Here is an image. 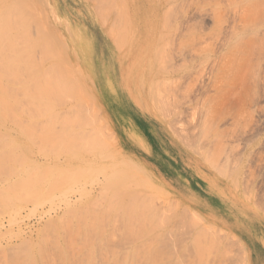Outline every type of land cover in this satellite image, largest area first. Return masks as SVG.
<instances>
[{
	"label": "rangeland",
	"instance_id": "1",
	"mask_svg": "<svg viewBox=\"0 0 264 264\" xmlns=\"http://www.w3.org/2000/svg\"><path fill=\"white\" fill-rule=\"evenodd\" d=\"M17 2L0 3L17 16L0 21V264H255L241 234L264 250V0ZM158 153L239 216L207 254L190 235L214 225L167 189Z\"/></svg>",
	"mask_w": 264,
	"mask_h": 264
},
{
	"label": "bare ground",
	"instance_id": "2",
	"mask_svg": "<svg viewBox=\"0 0 264 264\" xmlns=\"http://www.w3.org/2000/svg\"><path fill=\"white\" fill-rule=\"evenodd\" d=\"M8 1H12V0H0V3H5V2H8ZM15 1V0H14ZM17 1V0H16ZM27 2V1H26ZM18 3V2H17ZM19 3H21V0H19ZM16 4V7H18V6H20L21 4ZM9 4V3H8ZM10 4H12V2H10ZM2 5V4H1ZM15 5V4H14ZM14 5H13V7H11L10 5H9V7H7L6 9V12L10 9V10H12L13 11V8H14ZM8 6V5H7ZM23 8V7H22ZM21 8V10H23ZM19 10L20 8L18 7V8H16V10ZM5 11V10H4ZM4 11H2V13L4 12ZM24 11V10H23ZM9 13H11V11L9 12ZM4 14H5V12H4ZM4 14H3V18L2 19H4V21L0 18V21H1V24L4 22H6V26L8 27V23L7 22H9L10 23V20H11V23H13V22H15L13 19L14 18H17V16H12V15H10L9 14V17L8 16H4ZM17 14V13H16ZM24 14V13H23ZM2 15V14H1ZM6 15H8V12H7V14ZM15 15V14H14ZM18 15H20L19 13H18ZM25 15V14H24ZM8 17V19H9V21L6 19V18ZM10 17H12V19L10 18ZM21 17V16H20ZM24 17V16H23ZM6 20V21H5ZM12 20H13V22H12ZM20 21V18L19 19H17L16 20V22L17 21ZM18 21V22H19ZM22 21H23V19H22ZM20 23H22L21 21H20ZM1 24H0V26H1ZM14 24V23H13ZM19 24V23H18ZM23 24V23H22ZM5 25V24H4ZM4 25H3V27H4ZM19 25H21V24H19ZM18 25V26H19ZM4 27L5 29L3 30V33L5 32V30L6 31H8V29H10L11 27H9L8 29H7V27ZM9 26H11V25H9ZM13 26H14V28H16L17 27V25L15 26V25H12V28H11V30L13 29ZM20 27V26H19ZM18 29H16V31H13V34H16V33H19L18 31H17ZM23 30V29H22ZM14 32H16V33H14ZM23 32V31H22ZM0 34H2V32H0ZM9 34V33H8ZM11 34V33H10ZM9 34V35H10ZM13 34H11L12 35V37H13ZM23 34V33H22ZM3 35V34H2ZM4 35H5V33H4ZM118 35V34H117ZM116 35V36H117ZM6 36H7V34H6ZM6 36H4V37H6ZM15 36V35H14ZM17 36V35H16ZM21 36H23V35H21ZM19 38H21L20 36H18ZM120 37V36H119ZM3 38V37H2ZM0 39V41L2 40V42H3V44H5V47L7 46L6 45V43H5V41L7 42V41H9L8 39H11V38H8V36L6 37V38H8V39ZM15 38V37H14ZM24 38V37H23ZM27 39V38H26ZM48 39V38H47ZM46 39V41L48 42V40ZM5 40V41H4ZM12 40V39H11ZM10 40V41H11ZM14 40V39H13ZM50 40V39H49ZM118 40V39H117ZM11 42H13V41H11ZM10 42V43H11ZM26 42V41H25ZM47 42H45V43H47ZM52 42V41H51ZM20 43H24V42H21L20 41ZM45 43H43V45H42V48L44 47V44ZM41 44H42V42H41ZM11 45V44H10ZM9 45V46H10ZM15 48H16V46H15V44H12ZM23 45H25V44H23ZM33 45V44H32ZM47 45H48V43H47ZM52 45V44H51ZM27 47H28V45H26ZM1 47V46H0ZM8 47V46H7ZM7 47L5 48L6 49V54L9 52V49H7ZM11 47V46H10ZM20 47V46H19ZM24 47V46H23ZM32 47V46H31ZM53 47V46H52ZM9 48V47H8ZM13 48V47H12ZM51 48V47H50ZM19 49H21V48H19ZM18 49V50H19ZM46 49V48H45ZM49 49V48H48ZM4 49L2 48V51H3ZM7 50H8V52H7ZM12 50V49H11ZM17 50V51H18ZM50 50V49H49ZM53 50V49H52ZM14 51H15V49H14ZM20 51V50H19ZM23 51V50H22ZM21 51V52H22ZM47 51V50H46ZM53 51H55V50H53ZM4 52V51H3ZM2 52V53H3ZM4 52V53H5ZM11 52H13V51H11ZM11 52H9L10 54H11ZM16 52V51H15ZM47 52H49V53H51L50 51H47ZM4 53L2 54V56L4 55ZM8 53V54H9ZM26 53H27V51H26ZM28 53H29V51H28ZM44 53H45V51H44ZM7 54V55H8ZM22 55H23V53H21ZM16 55H17V53H16ZM15 55V56H16ZM14 56V55H13ZM13 56H12V59H13ZM20 56V55H19ZM2 58V57H1ZM5 57H3L2 59L3 60H5L4 59ZM16 58H17V56H16ZM44 58H46V57H44ZM1 59V60H2ZM21 59V58H20ZM7 60V59H6ZM5 60V61H6ZM21 61H23V60H21ZM25 61V60H24ZM4 62V61H3ZM16 63V62H15ZM33 63V62H32ZM38 63V62H37ZM0 64H2V66L5 64V62L4 63H0ZM19 64V63H18ZM34 64V63H33ZM57 64V63H56ZM6 65V64H5ZM5 65L3 66V67H5ZM20 65H23L24 66V64H20ZM29 65H30V63H29ZM59 65V64H58ZM32 67H33V65H31ZM52 66H53V64H52ZM22 67V66H21ZM63 67V66H62ZM61 66H60V68H62ZM12 68H14V67H12ZM28 68H31V67H28ZM48 68V67H47ZM54 68V67H53ZM59 68V69H60ZM10 69V68H9ZM22 69V68H21ZM20 69V70H21ZM33 69V68H32ZM50 69V68H49ZM56 69V68H55ZM13 70V69H12ZM19 69H18V71H20ZM22 70H24L25 71V69H22ZM21 70V71H22ZM27 71H29L28 69H26ZM46 70V69H45ZM45 70H44V72H45ZM20 71V72H21ZM24 71H22V72H24ZM31 71L33 72V70H31L30 69V71L28 72V73H30L29 75L31 76ZM50 70H47V74H48V72H49ZM54 71V70H53ZM9 72V71H8ZM14 72V71H13ZM19 72V73H20ZM25 73H26V71H25ZM43 73V72H42ZM23 74V73H22ZM45 74V73H44ZM43 74V75H44ZM50 74H51V72H50ZM2 75V74H1ZM27 75V74H26ZM29 75H28V77H29ZM40 75V74H39ZM39 75H37L38 77H34L33 75V78L36 80L37 78H39L40 80H37V82L39 81V83L41 82H43V85H44V83L46 82L47 83V81L46 80H50V82H51V79H49L48 77H50L51 75H53V74H51L50 76H48L47 77V79H45L46 77H44V80L42 79L41 80V76H39ZM11 76H12V74H11ZM15 76H17V75H15ZM46 76V75H45ZM41 77V78H40ZM51 77H53V76H51ZM57 76H55V78H56ZM60 77V76H59ZM1 78H3V75L1 76ZM5 78V77H4ZM12 78V77H11ZM9 79V78H8ZM25 79V78H24ZM32 79V78H31ZM54 79V78H53ZM57 79V78H56ZM5 80V79H4ZM12 80V79H11ZM8 81V80H7ZM14 81H16V80H13V82ZM25 81V80H24ZM54 81V80H53ZM57 81V80H56ZM1 82V81H0ZM57 82H59V81H57ZM3 83V82H2ZM22 83V82H21ZM40 83V84H41ZM48 84V83H47ZM50 84L51 83H49V85L48 86H50ZM53 84V86H54V84H55V82H53L52 83ZM59 84H60V82H59ZM17 85V84H16ZM21 85V84H20ZM27 85V84H26ZM55 85H57V83L55 84ZM61 85V84H60ZM31 86V85H30ZM62 86V85H61ZM109 86V85H108ZM18 87V86H17ZM22 87H23V84H22ZM27 87V86H26ZM44 87V86H43ZM56 87V86H55ZM54 87V88H55ZM7 88V87H6ZM11 88V87H10ZM21 88V87H20ZM19 88V89H20ZM46 88H49V87H47L46 86ZM59 88V87H58ZM63 88V87H62ZM30 89V88H29ZM38 89V88H37ZM51 89V88H50ZM53 89V88H52ZM103 89V88H102ZM109 89V88H108ZM16 90V89H15ZM58 89H56V91H57ZM63 91V89H60V91ZM9 91V90H8ZM8 91H6L7 93H8ZM11 91V90H10ZM9 91V92H10ZM13 91V90H12ZM11 91V92H12ZM20 91H22V93H23V90H20ZM25 91V90H24ZM53 91V90H52ZM59 91V90H58ZM61 91V92H62ZM104 91V90H103ZM109 91V90H108ZM17 92V91H16ZM15 92V93H16ZM19 92V91H18ZM7 93H3L4 95L5 94H7ZM13 93H14V91H13ZM21 93V92H20ZM29 93V92H28ZM41 93V92H40ZM2 94V93H1ZM2 94V95H3ZM9 94V93H8ZM18 94V93H17ZM24 94V93H23ZM63 95H64V93H62ZM11 95V94H10ZM14 95H16V94H14ZM53 95V94H52ZM62 95V96H63ZM1 96V95H0ZM22 96V95H21ZM25 96V95H24ZM34 96V95H33ZM38 96V95H37ZM40 96H41V94H40ZM39 96V97H40ZM46 98H47V96L46 95H44ZM44 96H42V98L44 97ZM49 96V95H48ZM50 96H51V94H50ZM54 96H55V94H54ZM3 97V96H2ZM6 97H8V96H6ZM10 97V96H9ZM26 97H27V95H26ZM25 97V98H26ZM28 97H29V95H28ZM27 97V98H28ZM36 97V96H35ZM5 98V97H4ZM17 98V97H16ZM37 98V97H36ZM52 98H54V100H55V97H52ZM58 97H56V99H57ZM8 99H10V98H8ZM39 99V98H38ZM41 99V98H40ZM66 99V98H65ZM12 100V99H11ZM31 100V99H30ZM50 100V99H49ZM59 100V99H58ZM112 100V99H111ZM3 101V100H2ZM1 101V102H2ZM9 101V100H8ZM7 101V102H8ZM17 101H19V100H17ZM23 101V100H22ZM21 101V102H22ZM25 101H26V99H25ZM15 102V101H14ZM32 102V101H31ZM34 102V101H33ZM37 102V101H36ZM43 102H44V100H43ZM13 102H11V104H12ZM23 103V104H22ZM22 103H20V104H22V105H24L25 104V102H22ZM27 103V102H26ZM46 103V102H45ZM52 103V102H51ZM51 103H48V104H51ZM57 103V102H56ZM2 104V103H1ZM8 104V103H7ZM16 104V103H15ZM19 104V103H18ZM31 104V103H30ZM36 104V103H35ZM39 104H41V103H39ZM58 104V103H57ZM25 105H27V104H25ZM38 105V104H37ZM43 105V104H42ZM47 105V104H46ZM2 106V105H1ZM4 106H5V104H4ZM15 106V105H14ZM48 106V105H47ZM58 106V105H57ZM28 107V106H27ZM29 107H30V105H29ZM37 107V106H36ZM40 107V106H39ZM1 108V107H0ZM6 108V107H5ZM11 108V107H10ZM9 108V109H10ZM32 109V108H31ZM6 110L9 112V110L6 108ZM12 111H15V110H13V109H11ZM32 110H34V109H32ZM36 110V109H35ZM69 110V109H68ZM1 111V110H0ZM18 111V110H17ZM45 111V110H44ZM43 111V112H44ZM47 111V110H46ZM4 112H6V111H4ZM22 112H23V110H22ZM32 112V111H31ZM57 112V111H56ZM10 113V112H9ZM15 113H17V112H15ZM24 113H26V112H24ZM37 113H38V111H37ZM1 114V113H0ZM43 114V113H42ZM48 114H50V113H48ZM61 114V113H60ZM63 114H64V112H63ZM7 115H9V114H7ZM14 115V114H13ZM17 115V114H16ZM31 115V114H30ZM29 115V119H31V116ZM38 115V114H37ZM52 115V114H51ZM20 116H21V114H20ZM41 116H43V115H41ZM40 116V117H41ZM49 116V115H48ZM69 116V115H68ZM4 117V116H3ZM9 117V116H8ZM14 117V116H13ZM19 117V116H18ZM35 117V116H34ZM40 117L38 118L37 116H36V118H38L39 120H40ZM47 117V116H46ZM51 117V116H50ZM20 118V117H19ZM33 118V117H32ZM42 118V117H41ZM6 119V118H5ZM8 119H10V118H8ZM18 119V118H17ZM34 119V118H33ZM38 119H36L37 121H38ZM44 119V118H43ZM52 119V118H51ZM51 119H50V121H51ZM22 120H23V118H22ZM32 120V119H31ZM35 120V119H34ZM45 120V119H44ZM55 120V119H54ZM13 121V120H12ZM11 121V122H12ZM16 121V120H15ZM14 121V122H15ZM21 121V120H20ZM20 121H18V122H20ZM29 121V120H28ZM53 121V120H52ZM68 121V120H67ZM17 122V123H18ZM34 122V121H33ZM40 122V121H39ZM39 122H38V124H39ZM43 122V121H42ZM46 122H47V120H46ZM28 123H30V121L28 122ZM37 123V122H36ZM60 123V122H59ZM12 124V126L15 124L16 125V123H11ZM18 124H20V123H18ZM17 124V125H18ZM32 124V123H31ZM34 124V123H33ZM46 124V123H45ZM52 124H54V122H52ZM62 124V123H61ZM0 125H2V124H0ZM34 125H36V124H34ZM40 125V124H39ZM39 125H37V126H39ZM41 125H43L44 126V123L43 124H41ZM55 125V124H54ZM58 125V124H57ZM56 125V126H57ZM74 125V124H73ZM5 126V125H4ZM10 126V125H9ZM19 126V125H18ZM24 126V125H23ZM37 126L35 127L34 126V128H37ZM47 126V125H46ZM62 126V125H61ZM2 127V126H1ZM29 127V126H28ZM32 127V126H31ZM48 127V126H47ZM66 127V126H65ZM9 128V127H8ZM19 128V127H18ZM17 128V129H18ZM20 128H22V127H20ZM52 128V127H51ZM50 128V129H51ZM14 129H16V128H14ZM16 129V130H17ZM24 129V128H23ZM48 130H49V128H47ZM53 129V128H52ZM19 130V129H18ZM21 130V129H20ZM32 130V129H31ZM39 130V129H38ZM41 130V129H40ZM67 130H69V129H67ZM71 130V129H70ZM69 130V131H70ZM4 131V130H3ZM50 131V130H49ZM52 131H54V129L52 130ZM44 132V131H43ZM71 132H72V130H71ZM123 132V131H122ZM129 132V131H128ZM2 133V132H1ZM45 133H46V131H45ZM55 133V132H54ZM59 133V132H58ZM66 133L68 134V131H66ZM74 133V132H73ZM130 133V132H129ZM124 134V133H123ZM131 134V133H130ZM53 135V134H52ZM134 135V134H133ZM48 136V135H47ZM86 136V135H85ZM127 136L129 137V135H128V133H127ZM126 136V137H127ZM132 136V135H131ZM49 137V136H48ZM47 137V138H48ZM54 137V136H53ZM60 137V136H59ZM134 138H136L135 136H134ZM60 139V138H59ZM64 139V138H63ZM80 139V138H79ZM78 139V140H79ZM84 139H88V138H83V140ZM90 139V138H89ZM122 139V138H121ZM129 139H131V138H129ZM137 139H139V138H137ZM53 140V139H52ZM68 140V139H67ZM82 140V139H81ZM82 140V141H83ZM82 141H80L79 142V145H80V143L82 142ZM50 142V141H49ZM84 142V141H83ZM86 142V141H85ZM90 142V141H89ZM89 142H87L88 144H89ZM139 142V141H138ZM53 143V142H52ZM87 143H85L86 145H84V143L83 144H81L83 147H89V145L87 144ZM139 143H141V142H139ZM151 143L152 144H158L159 142L157 141V139L156 138H154V139H152L151 140ZM54 146H55V144H54ZM82 146H80V148L82 149V151L83 152H85V150H83V147ZM137 146V145H136ZM67 147V146H66ZM77 147V146H76ZM142 148V147H141ZM69 149V148H68ZM78 149V148H77ZM80 149V150H81ZM85 149V148H84ZM87 149V148H86ZM91 149V148H90ZM89 149V150H90ZM144 149H146V148H144ZM72 150V149H71ZM89 150H87L88 152H89ZM163 150V149H162ZM65 152V151H64ZM166 151H164V153H165ZM87 153V152H86ZM83 155V154H82ZM82 155H79V156H82ZM78 156V157H79ZM64 157V156H63ZM147 159V158H146ZM172 159V158H171ZM166 154H163V153H161V154H159L158 153V156H153V157H151V160H152V162L154 163V165H155V169H156V171H157V173L158 174H160V176L162 177V179L166 182L165 184H166V187H167V189H170L172 192H175V193H178V195H180L181 197H183V198H185L188 202H195L196 201V203H198V206H199V209H200V212L198 211V213L197 214H193V213H195V212H193L192 214H193V216H194V219L196 218V221L198 220V222L199 221H201V222H204L203 220H202V218L206 221V222H208V221H211L212 223L211 224H213L214 225V227L212 226V225H210L209 224V226L208 227H210V228H208V227H205V229H207V230H209L208 232L210 233V235H209V233L208 232H206L207 230H205V232H203V230H202V232H200V230L195 234V235H190V237H191V239L190 240H192L191 242H193L194 243V245L196 246V248H197V251H196V255L197 256H199V255H203V254H207L206 253V250L205 249H207V247H205L204 246V250L201 248V239H203V241H207L208 243L210 242V244L211 245H214V244H220L221 243V241L219 240V238L218 237H216V230H214V229H218V230H220V228L217 226V225H219V224H223V225H226V226H228V227H231V228H234L235 226H237L236 224H238V222H239V216H238V214L234 211V209L232 208V206H230V205H228V204H226L225 203V201H224V199L226 200V198H224V199H222V198H219L217 195H215L214 193H212V194H208V195H205L204 193H203V191H202V187L201 186H199V184L196 182V181H194V178H193V176L190 174V173H184L185 171H182V169H181V166H180V164H178V163H175V161H173V160H171ZM66 160V159H65ZM70 160V159H69ZM145 162V161H144ZM151 162V161H150ZM195 165V164H194ZM197 165V164H196ZM196 165H195V168H196ZM198 166V165H197ZM190 168V167H189ZM199 168V167H198ZM194 169V168H193ZM197 169V168H196ZM195 172V171H194ZM199 172V171H198ZM202 174V173H201ZM198 176V175H197ZM209 177V176H208ZM213 179V178H212ZM210 181H213V180H210ZM210 181H208V182H210ZM4 182V181H3ZM206 182V181H205ZM217 183V182H216ZM1 184H2V182H1ZM215 185V184H214ZM136 195H140V194H136ZM222 197V196H221ZM135 198V197H134ZM133 198V199H134ZM138 199H140V198H138ZM138 199H136V200H138ZM141 200V199H140ZM230 200V199H229ZM147 201V200H146ZM232 201H234V200H232ZM227 202H229V201H227ZM134 203H135V201L133 202V205H134ZM137 203H138V201H137ZM137 203H136V205H137ZM140 203H142V200L140 201ZM140 203L138 204V205H140ZM231 203V202H230ZM236 203V202H235ZM148 204V203H147ZM150 204H151V202H150ZM237 204V203H236ZM132 205V206H133ZM137 205V206H138ZM137 206L135 207V209H138L137 208ZM141 206H142V204H141ZM144 206V205H143ZM188 206V205H187ZM234 206V205H233ZM236 206V205H235ZM140 207V206H139ZM147 207V206H146ZM149 207V206H148ZM150 207L152 208V206L150 205ZM236 208V207H235ZM238 208V207H237ZM135 209H133V210H135ZM150 209V208H149ZM148 208L145 210V211H147V210H149ZM140 210H142V209H140ZM137 211V210H136ZM144 211V212H145ZM133 212V211H132ZM138 212V211H137ZM136 212V213H137ZM142 212H143V210H142ZM135 213V212H134ZM152 214V213H151ZM155 214V213H154ZM153 214V215H154ZM139 215V214H138ZM145 215V214H144ZM144 215L143 216H141V218L142 217H144ZM149 215V214H148ZM162 215L163 214H161V216L159 215V217H162ZM205 215V216H204ZM146 216V215H145ZM150 217V216H149ZM164 217V216H163ZM138 217H136V219H137ZM144 219H146L145 221H144ZM143 219V224L144 223H146L147 222V219H148V217H145ZM164 219V218H163ZM138 221L140 222V223H142L141 221V219H139L138 218ZM164 221H166V220H164ZM151 223V222H150ZM149 223V225L151 226V224ZM157 223V222H156ZM156 223L154 222L153 224H155L156 225ZM164 223V222H163ZM147 224V223H146ZM175 225V224H174ZM173 225V226H174ZM196 225V224H195ZM218 228H217V227ZM194 227V226H193ZM156 228V227H155ZM158 228V227H157ZM196 228V227H195ZM202 228H204V227H202ZM154 229V228H153ZM210 229H211V231H210ZM236 229H237V227H236ZM152 230V229H151ZM158 230V229H157ZM197 230V229H196ZM226 231V230H225ZM158 232V231H157ZM212 232V233H211ZM223 232H224V230H223ZM229 233V232H228ZM188 234H190V232L188 233ZM187 234V235H188ZM204 234V235H203ZM204 236L205 237V235H207L205 238H206V240H205V238L203 237V238H200L199 236ZM230 235V234H229ZM239 235V234H238ZM231 237H233L232 235H230ZM241 236H243V238H245V242H243L244 243V245H243V247H242V249L244 248V250H245V252H246V256L248 257V254H250L249 256L251 257V260H252V262H254L255 264H259L260 262H264V250L263 249H261L260 247H252L251 249H249L248 251L249 252H247V250H246V248H247V245L249 246V244H250V246H251V238L249 237V236H246L245 234H241ZM208 237V238H207ZM210 237V238H209ZM241 238V237H240ZM44 242V241H43ZM212 242V243H211ZM238 243V242H237ZM236 243V244H237ZM53 246V245H52ZM56 246V245H55ZM148 247H149V245H148ZM198 247H200L199 249H201V250H198ZM246 247V248H245ZM56 248V247H55ZM57 249V248H56ZM61 249V248H60ZM241 249V248H240ZM241 249V250H242ZM194 250V249H193ZM45 251V250H44ZM43 251V252H44ZM60 251V250H59ZM64 251V250H63ZM62 251V252H63ZM203 251V252H202ZM242 252V253H241ZM45 253V252H44ZM64 253V252H63ZM193 253H194V251H193ZM241 253V254H240ZM240 258L241 259H244L245 258V256H244V252L243 251H240ZM195 254V253H194ZM47 255V254H46ZM46 255H45V257H46ZM58 255H61V254H59L58 253ZM180 255V254H179ZM182 255V254H181ZM220 255V254H219ZM42 256V255H41ZM62 256V255H61ZM197 256H196V258H197ZM40 257V256H39ZM44 258V257H43ZM66 258V257H65ZM41 259V258H40ZM44 260V259H43ZM41 264H44L43 262H41ZM60 264H70L69 263V261H68V259L66 260H61V262H60Z\"/></svg>",
	"mask_w": 264,
	"mask_h": 264
},
{
	"label": "crops",
	"instance_id": "3",
	"mask_svg": "<svg viewBox=\"0 0 264 264\" xmlns=\"http://www.w3.org/2000/svg\"><path fill=\"white\" fill-rule=\"evenodd\" d=\"M204 193V192H203ZM205 194V193H204ZM206 195V194H205ZM185 199V198H184ZM186 200V199H185ZM187 201V200H186ZM188 202V201H187ZM188 203H190V205H196L197 206V208H198V211L200 212V209H199V206H198V203H196V201L195 202H188ZM205 216V215H204Z\"/></svg>",
	"mask_w": 264,
	"mask_h": 264
}]
</instances>
